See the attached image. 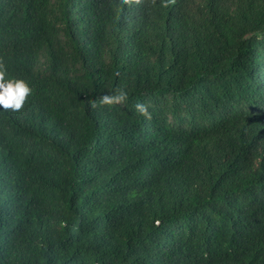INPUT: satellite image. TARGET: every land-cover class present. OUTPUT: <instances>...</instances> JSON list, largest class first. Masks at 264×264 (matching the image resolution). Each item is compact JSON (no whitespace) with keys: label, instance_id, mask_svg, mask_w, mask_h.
<instances>
[{"label":"trees","instance_id":"trees-1","mask_svg":"<svg viewBox=\"0 0 264 264\" xmlns=\"http://www.w3.org/2000/svg\"><path fill=\"white\" fill-rule=\"evenodd\" d=\"M0 72V264H264V0H0Z\"/></svg>","mask_w":264,"mask_h":264},{"label":"clouds","instance_id":"clouds-1","mask_svg":"<svg viewBox=\"0 0 264 264\" xmlns=\"http://www.w3.org/2000/svg\"><path fill=\"white\" fill-rule=\"evenodd\" d=\"M4 73L0 72V107L4 109L19 110L26 97L30 93L31 89L28 84L21 79H3ZM126 93L122 90L118 94L113 95H103L100 97V104H113L116 102H121L126 99ZM93 107H96L97 104L94 101L92 104ZM137 110L144 116H149L150 114L147 111V108L138 103L136 105Z\"/></svg>","mask_w":264,"mask_h":264}]
</instances>
